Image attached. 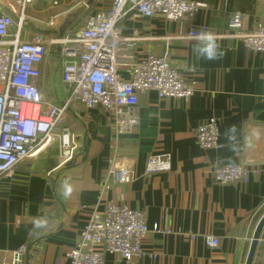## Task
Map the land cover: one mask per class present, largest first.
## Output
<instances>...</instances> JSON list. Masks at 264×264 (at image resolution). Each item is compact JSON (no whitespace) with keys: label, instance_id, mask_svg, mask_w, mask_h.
Returning <instances> with one entry per match:
<instances>
[{"label":"crops","instance_id":"1","mask_svg":"<svg viewBox=\"0 0 264 264\" xmlns=\"http://www.w3.org/2000/svg\"><path fill=\"white\" fill-rule=\"evenodd\" d=\"M67 1L35 0L26 11V30L60 38L72 33L65 27ZM198 1L208 7L200 9L193 21L130 14L118 25L121 37L132 39L122 46L123 55L166 57L193 85L191 98L160 99L156 92L141 95L135 108L137 126L120 136H115L102 109L71 107L64 126L78 146L73 162L60 167L59 149L54 146L0 177V264H12L22 246L33 253L29 257L28 251L22 264H70L67 255L82 230L92 214L103 213L108 203L142 212L150 234L143 257L129 263L105 254L104 264L246 263L264 215V54L248 50L240 39L215 35L223 55L204 60L193 54L196 39L190 32L218 34L227 29L235 11L244 14V28L251 31L263 20L264 0ZM9 3L0 0V7L11 13ZM33 6H39V13ZM74 8L80 16L87 14L88 20L107 9L108 2L81 0ZM121 63L119 74L128 81L129 60ZM41 70L43 96L63 103L68 94L62 82L60 47L49 51ZM211 118L220 122L219 149H203L195 137V130ZM232 128L229 141L226 133ZM115 152L130 158L133 176L103 190V176ZM154 155H168L171 170L146 174L147 160ZM219 164L246 167L248 181L218 184L213 170ZM37 220L43 221L42 226H36ZM156 225L161 232L153 233ZM191 235L198 239L193 241ZM204 235L219 238V247L209 248ZM96 251L103 249L98 246ZM253 264H264V230Z\"/></svg>","mask_w":264,"mask_h":264},{"label":"built area","instance_id":"2","mask_svg":"<svg viewBox=\"0 0 264 264\" xmlns=\"http://www.w3.org/2000/svg\"><path fill=\"white\" fill-rule=\"evenodd\" d=\"M9 1L11 13L0 7V177L10 174L23 160L37 158L54 146L59 149L60 167L73 162L78 146L64 122L75 105L102 109L109 116L115 136H120L132 133L137 126L135 108L141 95L156 92L160 99L179 100H189L193 95V85L166 57L124 56L122 46L132 39L121 37L118 25L130 14L148 19L161 17L168 22L193 21L200 9L208 7L206 3L106 0L108 8L91 15L83 28L51 42L50 37L26 30V11L34 0ZM244 17L242 12H232L227 29L214 35L218 39H240L248 50L264 54V17L251 31L245 30ZM190 36L195 39L198 33L192 29ZM51 45L60 47L62 82L68 94L59 104L46 99L39 87L41 67ZM125 58L129 60L128 81L119 74ZM195 137L201 148L219 149V120L211 118L201 124ZM170 170L168 155H154L147 160L145 173ZM213 175L218 184L226 185L248 181L249 171L238 164H219ZM132 176L133 162L115 152L103 176V190L114 183L125 184ZM157 232H161L158 225L153 229ZM149 234L142 212L108 203L103 213L92 214L67 258L70 264H104L105 254H114L130 263L146 254L144 241ZM191 239L195 241L198 236L191 235ZM203 240L212 249L220 245L215 236L204 235ZM98 246L103 252L96 251ZM28 251L22 246L14 253L12 264L21 257L23 262Z\"/></svg>","mask_w":264,"mask_h":264},{"label":"clouds","instance_id":"3","mask_svg":"<svg viewBox=\"0 0 264 264\" xmlns=\"http://www.w3.org/2000/svg\"><path fill=\"white\" fill-rule=\"evenodd\" d=\"M196 43L193 45V54L198 58H203L204 60L212 61L223 55L222 50L220 49L216 37L211 32H200L199 35L195 38ZM235 128L228 130L226 133L229 141L233 138V133ZM43 221L37 220L36 226H42Z\"/></svg>","mask_w":264,"mask_h":264},{"label":"rangeland","instance_id":"4","mask_svg":"<svg viewBox=\"0 0 264 264\" xmlns=\"http://www.w3.org/2000/svg\"><path fill=\"white\" fill-rule=\"evenodd\" d=\"M35 1V0H34ZM33 1V3L32 4H34L35 2ZM81 0H68L67 1V6H68V9H69V17H68V19H67V24L65 25V27L67 28V30H68V27H69V30L68 31H72L73 30V28H77V24H79V25H82L83 24V27L85 26V24H86V22H85V20H86V18H87V16L85 15V13H84V16H80V11L78 10V9H76V8H74V6L77 4H79V2H80ZM31 4V5H32ZM49 6H50V4H49ZM34 7V6H33ZM35 8V11L37 12V13H39V6H36V7H34ZM48 8V7H47ZM78 10V11H77ZM28 11V10H27ZM77 21V22H76ZM83 21V22H82ZM76 22V24H74ZM81 23V24H80ZM73 24V25H72ZM54 26H57L56 28L58 29L59 28V26L58 25H54ZM82 27V28H83ZM53 29H54V27H53ZM52 30V29H51ZM55 39H57V36L56 35H53V36H51L50 38H49V41H53V40H55ZM56 47V45H51V47H50V50H53V48H55ZM49 99V98H48Z\"/></svg>","mask_w":264,"mask_h":264},{"label":"water","instance_id":"5","mask_svg":"<svg viewBox=\"0 0 264 264\" xmlns=\"http://www.w3.org/2000/svg\"><path fill=\"white\" fill-rule=\"evenodd\" d=\"M41 34L45 35V36L50 35L49 33H41ZM263 230H264V215L262 216V218L260 219V221L256 227V230H255V233H254V236L252 239V243H251L250 250H249L245 264H253V261H254V258H255L256 252H257L259 240L261 239ZM15 264H22V257L19 259L18 262H15Z\"/></svg>","mask_w":264,"mask_h":264},{"label":"trees","instance_id":"6","mask_svg":"<svg viewBox=\"0 0 264 264\" xmlns=\"http://www.w3.org/2000/svg\"><path fill=\"white\" fill-rule=\"evenodd\" d=\"M86 16H87V14H86ZM86 20H87V18H86ZM85 20V21H86ZM81 24V23H80ZM83 27V24L82 25H79V24H77V28H73V30H72V33H75L76 31H78V30H80L81 28ZM65 123V122H64ZM65 125V124H64ZM34 241H32L31 243H33ZM31 250V249H30ZM33 253H32V250L31 251H29V257H32L33 255H32Z\"/></svg>","mask_w":264,"mask_h":264}]
</instances>
